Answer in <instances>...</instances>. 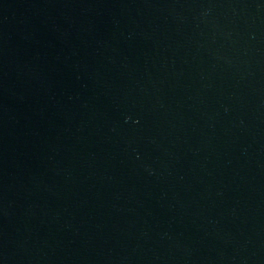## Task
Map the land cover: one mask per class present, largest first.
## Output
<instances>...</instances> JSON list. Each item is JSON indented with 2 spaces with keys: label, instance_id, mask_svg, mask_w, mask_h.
<instances>
[{
  "label": "water",
  "instance_id": "1",
  "mask_svg": "<svg viewBox=\"0 0 264 264\" xmlns=\"http://www.w3.org/2000/svg\"><path fill=\"white\" fill-rule=\"evenodd\" d=\"M0 264H264V0H0Z\"/></svg>",
  "mask_w": 264,
  "mask_h": 264
}]
</instances>
